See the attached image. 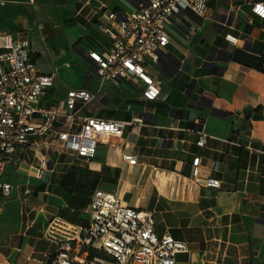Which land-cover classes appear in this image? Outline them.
<instances>
[{"label":"crops","instance_id":"obj_1","mask_svg":"<svg viewBox=\"0 0 264 264\" xmlns=\"http://www.w3.org/2000/svg\"><path fill=\"white\" fill-rule=\"evenodd\" d=\"M145 1L0 0V34L28 40L40 72L55 73L44 102L62 106L69 88H85L94 94L90 102H100L92 113L81 114L82 106L78 115L130 122L118 144L98 143L90 160L31 141L6 164L1 180L11 188L18 178L28 194L11 200L20 208L0 239V264H50L56 246L44 236L48 220L86 223L98 187L124 205L151 210L157 234L184 240L187 251L175 255L176 264H264V17L251 10L252 2L264 0H208L205 19L184 10L166 22L164 57L148 64L161 81L152 101L141 99L134 77L100 84L87 56L111 47L100 26L110 21L109 12ZM201 130L206 136L198 145ZM195 156L201 178H219L218 187L193 180ZM42 158L46 167H39ZM19 166L33 176L18 174Z\"/></svg>","mask_w":264,"mask_h":264},{"label":"built area","instance_id":"obj_2","mask_svg":"<svg viewBox=\"0 0 264 264\" xmlns=\"http://www.w3.org/2000/svg\"><path fill=\"white\" fill-rule=\"evenodd\" d=\"M207 2L147 0L133 10L109 12L110 21L100 26L112 38L111 47L107 51L87 53L96 66L100 84L134 77L142 85L141 99L155 100L161 93V81L149 73L148 64L158 63L164 57L169 43L164 24L184 10L205 19ZM251 10L263 18L264 1L252 2ZM225 39L235 40L229 34ZM36 50L26 39L0 34V190L4 194L10 190L9 182L1 180L6 164L31 141L34 145L44 144L46 149H69L90 160L98 143L118 144L130 123L78 115V109L94 98L85 88H69L62 106L44 102L55 73L40 72L31 57ZM199 132L196 143L202 145L206 133ZM122 158L130 164L136 162L132 154L122 153ZM199 160V156L192 159L193 180L218 187L219 178H201ZM46 162L42 158L39 167H46ZM86 213L87 222L83 224L61 216L48 220L44 236L56 246L50 264H176L175 255L187 251L184 240L168 231L156 233L151 210L124 205L112 191L94 188Z\"/></svg>","mask_w":264,"mask_h":264},{"label":"rangeland","instance_id":"obj_3","mask_svg":"<svg viewBox=\"0 0 264 264\" xmlns=\"http://www.w3.org/2000/svg\"><path fill=\"white\" fill-rule=\"evenodd\" d=\"M167 25V23L165 24ZM169 28H172V26H169ZM152 68L156 69L155 66L152 64ZM69 74V73H68ZM78 80V79H77ZM59 88H62L61 86ZM58 88V89H59ZM119 94L116 90L110 91V96L112 97V100H114L116 94ZM136 98V97H135ZM134 98V101L136 99ZM98 100L89 102L87 105L83 106V108L80 110L81 114H87L92 113L91 108L98 105ZM137 103V102H135ZM43 146L38 148V152L40 154V150ZM18 174L23 176H33L34 171L29 169L27 166H19L17 169ZM11 188L8 194H4L0 190V239L3 238V236L6 234V232L9 231V228L13 226V224L16 222L17 214L19 213L20 203L19 201H11L14 197L19 196V198H25V196L28 194L27 191V183L21 182L18 178L12 179L10 181ZM19 217V215H18ZM8 228V229H7Z\"/></svg>","mask_w":264,"mask_h":264},{"label":"trees","instance_id":"obj_4","mask_svg":"<svg viewBox=\"0 0 264 264\" xmlns=\"http://www.w3.org/2000/svg\"><path fill=\"white\" fill-rule=\"evenodd\" d=\"M259 108L260 107H257V108H255L253 111H250V112H246L245 113V116H246V118H248L250 115H256L257 113H258V111H259Z\"/></svg>","mask_w":264,"mask_h":264},{"label":"water","instance_id":"obj_5","mask_svg":"<svg viewBox=\"0 0 264 264\" xmlns=\"http://www.w3.org/2000/svg\"><path fill=\"white\" fill-rule=\"evenodd\" d=\"M210 58H212V56H211V55H207V56H206V60H208V61H209V60H210ZM263 216H264V215H263Z\"/></svg>","mask_w":264,"mask_h":264}]
</instances>
